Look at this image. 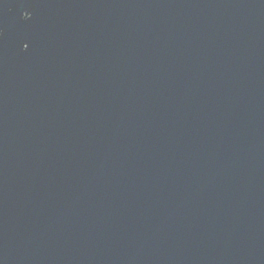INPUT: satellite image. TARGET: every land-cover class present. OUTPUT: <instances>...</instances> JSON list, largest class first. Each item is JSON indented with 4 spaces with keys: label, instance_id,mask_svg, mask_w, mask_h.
I'll return each mask as SVG.
<instances>
[{
    "label": "water",
    "instance_id": "water-1",
    "mask_svg": "<svg viewBox=\"0 0 264 264\" xmlns=\"http://www.w3.org/2000/svg\"><path fill=\"white\" fill-rule=\"evenodd\" d=\"M0 264H264V0H0Z\"/></svg>",
    "mask_w": 264,
    "mask_h": 264
},
{
    "label": "snow or ice",
    "instance_id": "snow-or-ice-1",
    "mask_svg": "<svg viewBox=\"0 0 264 264\" xmlns=\"http://www.w3.org/2000/svg\"><path fill=\"white\" fill-rule=\"evenodd\" d=\"M24 47L27 48V45L25 44Z\"/></svg>",
    "mask_w": 264,
    "mask_h": 264
}]
</instances>
